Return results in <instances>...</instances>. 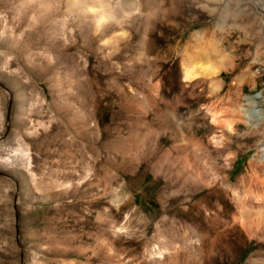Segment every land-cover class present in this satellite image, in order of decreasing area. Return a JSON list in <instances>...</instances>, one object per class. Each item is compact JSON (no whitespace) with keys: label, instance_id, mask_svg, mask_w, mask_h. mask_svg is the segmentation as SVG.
<instances>
[{"label":"rangeland","instance_id":"1","mask_svg":"<svg viewBox=\"0 0 264 264\" xmlns=\"http://www.w3.org/2000/svg\"><path fill=\"white\" fill-rule=\"evenodd\" d=\"M0 264H264V0H0Z\"/></svg>","mask_w":264,"mask_h":264},{"label":"bare ground","instance_id":"2","mask_svg":"<svg viewBox=\"0 0 264 264\" xmlns=\"http://www.w3.org/2000/svg\"><path fill=\"white\" fill-rule=\"evenodd\" d=\"M193 77H194L193 73L190 70L185 71V74H184V79L185 80H190Z\"/></svg>","mask_w":264,"mask_h":264}]
</instances>
